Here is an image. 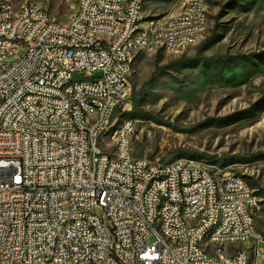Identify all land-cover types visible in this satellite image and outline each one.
Masks as SVG:
<instances>
[{
	"label": "built area",
	"instance_id": "1",
	"mask_svg": "<svg viewBox=\"0 0 264 264\" xmlns=\"http://www.w3.org/2000/svg\"><path fill=\"white\" fill-rule=\"evenodd\" d=\"M192 2L183 3L198 23L201 9L192 10ZM139 8L140 0H80L64 24L44 4L0 2V61H9L0 70V264L264 262V236L252 234L258 205L243 203L247 189L232 181L231 170L136 157L135 122L107 139L115 115L134 109L129 60L147 44L172 47L182 35L157 39L156 25L130 39ZM21 43L29 44L27 60H19ZM78 72L89 81H79ZM65 106H73L72 116H64ZM112 145H120L119 154H110ZM214 171L225 182H216ZM179 212H189L195 229ZM158 227L168 229V239L158 237ZM208 228H216L211 239L224 242L225 252L202 255Z\"/></svg>",
	"mask_w": 264,
	"mask_h": 264
},
{
	"label": "rangeland",
	"instance_id": "2",
	"mask_svg": "<svg viewBox=\"0 0 264 264\" xmlns=\"http://www.w3.org/2000/svg\"><path fill=\"white\" fill-rule=\"evenodd\" d=\"M3 1L42 2L64 24L77 7V0ZM183 2L149 0L145 14L167 19ZM132 86L134 155L164 163L199 159L244 176L257 198L256 230L264 236V0H208L198 43L175 54L139 53ZM93 213L101 215V207ZM258 248L264 253V241ZM255 264L264 262L258 257Z\"/></svg>",
	"mask_w": 264,
	"mask_h": 264
},
{
	"label": "bare ground",
	"instance_id": "3",
	"mask_svg": "<svg viewBox=\"0 0 264 264\" xmlns=\"http://www.w3.org/2000/svg\"><path fill=\"white\" fill-rule=\"evenodd\" d=\"M149 0H140V8L138 9L139 22L134 23L129 30V38L137 39L145 28L158 25L157 39L169 38V31L173 34H180L173 37L172 47L169 45H160V43L147 44L146 53H154L159 50L170 54H175L187 48L195 46L207 26L208 23V0H194L192 2V10H200V17L198 23L192 20L191 11L187 10V3H183L180 11L171 16V20H164V18L148 17L145 14V5ZM9 2V1H8ZM43 3L37 1H26L27 9H35L42 6ZM80 8V0H77V7ZM38 17H45V9H38ZM170 18V17H169ZM59 22V21H58ZM29 52V44L21 43V52L19 53V60H27V53ZM144 53V51H137ZM134 60H129V67H133ZM9 61H0V70H8ZM79 81H89V73L78 72ZM71 102H80V95H71ZM133 111H126L125 113H118L115 115L113 124L110 125L107 131V139H114L115 136H121L126 122H135L136 120L131 116ZM73 115V106L64 107V116ZM135 134V131H134ZM120 145L110 146V154H119ZM187 162H198L204 164L213 170H227L228 168H221L212 162L199 159H186ZM178 161L172 163H165V165H174ZM231 178L233 182H240L245 185L247 189V196H243V203H252L258 205L257 198L254 192L244 178V176L231 171ZM214 179L216 182H225V175L221 171H214ZM180 222L186 223L187 229H195V221L191 219L189 212H179ZM216 226H223V218H216ZM252 234L255 238H263V234L256 230L255 223H252ZM216 236V228L205 229L201 234V253L205 257H212V248H216L218 252H225L224 242H218V239H211ZM158 237L160 239H168V229L166 227H158ZM234 242H243V235H234ZM175 247H182V240H175ZM210 247V248H209ZM248 264H255V259H248Z\"/></svg>",
	"mask_w": 264,
	"mask_h": 264
},
{
	"label": "trees",
	"instance_id": "4",
	"mask_svg": "<svg viewBox=\"0 0 264 264\" xmlns=\"http://www.w3.org/2000/svg\"><path fill=\"white\" fill-rule=\"evenodd\" d=\"M133 105H134V109H133V112H134V110H136L137 109V107H138V101L136 100V94H135V90H133Z\"/></svg>",
	"mask_w": 264,
	"mask_h": 264
},
{
	"label": "crops",
	"instance_id": "5",
	"mask_svg": "<svg viewBox=\"0 0 264 264\" xmlns=\"http://www.w3.org/2000/svg\"><path fill=\"white\" fill-rule=\"evenodd\" d=\"M42 3V2H41ZM146 6V5H145ZM151 17H153V16H151Z\"/></svg>",
	"mask_w": 264,
	"mask_h": 264
}]
</instances>
